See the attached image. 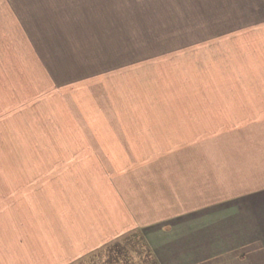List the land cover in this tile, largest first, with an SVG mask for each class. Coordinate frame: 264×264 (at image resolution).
<instances>
[{
  "label": "crops",
  "instance_id": "crops-1",
  "mask_svg": "<svg viewBox=\"0 0 264 264\" xmlns=\"http://www.w3.org/2000/svg\"><path fill=\"white\" fill-rule=\"evenodd\" d=\"M170 53L213 69L192 82L207 91L143 96L130 78V105L97 114L118 123L64 136L57 215L53 169L23 191L0 172V264H77L139 232L158 264H264V0H0V61L15 68L165 77Z\"/></svg>",
  "mask_w": 264,
  "mask_h": 264
},
{
  "label": "rangeland",
  "instance_id": "rangeland-1",
  "mask_svg": "<svg viewBox=\"0 0 264 264\" xmlns=\"http://www.w3.org/2000/svg\"><path fill=\"white\" fill-rule=\"evenodd\" d=\"M196 57L197 54L190 53L168 54L167 65L161 70L165 77L158 76V69L145 67L121 70L115 75L119 70L22 69L13 67L17 62L0 61V172L10 178L8 184L15 183L12 179L17 178L16 183L23 191L31 185L34 174L39 173L37 169L40 172L42 168L45 172L47 168L53 169L49 192L55 197L57 215L66 205L64 188L66 185L69 188V181H65L69 174L66 175L65 167L57 157L68 155V150L61 148L68 130L80 124L108 123L110 119L118 123L116 118L120 117L107 118L97 114L119 115L117 109H126L127 102L130 105V97L135 96L130 92L132 77L138 79L133 84L134 90L143 96L145 92L156 91L165 93L169 99L196 90L206 92V84L194 85L192 82L196 76L213 69H202ZM225 70L209 75H223ZM121 81L126 83H119ZM154 87L160 89L154 90ZM40 156L52 158L50 160L55 164L37 165ZM73 182L72 191L83 188L78 181ZM116 243L100 256L77 264H158L150 239L142 232L126 235Z\"/></svg>",
  "mask_w": 264,
  "mask_h": 264
},
{
  "label": "trees",
  "instance_id": "trees-1",
  "mask_svg": "<svg viewBox=\"0 0 264 264\" xmlns=\"http://www.w3.org/2000/svg\"><path fill=\"white\" fill-rule=\"evenodd\" d=\"M118 241H120V240H118ZM118 241H117V242H118ZM115 243H116V242L112 243L109 247H111V246L114 245ZM116 244H117V243H116ZM116 244H115V245H116ZM118 244H119V243H118ZM118 244H117V245H118ZM109 247H108V248H109ZM106 249H107V248H106ZM97 256H100V254H99V255H93L92 257H97Z\"/></svg>",
  "mask_w": 264,
  "mask_h": 264
}]
</instances>
